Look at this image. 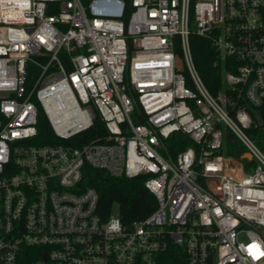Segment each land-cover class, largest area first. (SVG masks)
<instances>
[{
  "label": "built area",
  "instance_id": "1",
  "mask_svg": "<svg viewBox=\"0 0 264 264\" xmlns=\"http://www.w3.org/2000/svg\"><path fill=\"white\" fill-rule=\"evenodd\" d=\"M190 34L219 53L216 94ZM40 111L60 142H36ZM96 117L103 134L64 143ZM258 124L264 0H0V264H160L170 248L180 264H264ZM176 133L191 144L174 153ZM86 165L143 175L154 208L100 212Z\"/></svg>",
  "mask_w": 264,
  "mask_h": 264
},
{
  "label": "trees",
  "instance_id": "2",
  "mask_svg": "<svg viewBox=\"0 0 264 264\" xmlns=\"http://www.w3.org/2000/svg\"><path fill=\"white\" fill-rule=\"evenodd\" d=\"M189 44L194 65L202 81L211 93L216 94L220 89V72L222 69L219 53L212 46L209 38L197 34H190ZM176 47L177 51H179V42H176ZM31 72H33V68L28 67V73L30 74ZM38 118L36 142H60L53 135L48 121L41 111ZM103 132L102 122L99 117H96L90 129L76 135L72 139L65 140L64 143L78 145L103 134ZM246 132L264 150V125H251ZM188 144H191V141L187 137L181 133H176L169 143V148L176 153ZM225 145L226 152L237 158L244 151V147L237 140L229 137L228 133L226 134ZM143 180V175L135 177L112 176L89 165L83 168L82 173V184L94 187L97 190V210L105 214L111 210L113 204H116V210L123 222L142 218L154 208V197L143 185ZM160 264H180L177 252L173 248L165 251L161 255Z\"/></svg>",
  "mask_w": 264,
  "mask_h": 264
},
{
  "label": "water",
  "instance_id": "3",
  "mask_svg": "<svg viewBox=\"0 0 264 264\" xmlns=\"http://www.w3.org/2000/svg\"><path fill=\"white\" fill-rule=\"evenodd\" d=\"M228 136H229V137H232V134H229ZM239 158H241V159L251 160V154H250L248 151H245V150H244V151L240 154Z\"/></svg>",
  "mask_w": 264,
  "mask_h": 264
},
{
  "label": "rangeland",
  "instance_id": "4",
  "mask_svg": "<svg viewBox=\"0 0 264 264\" xmlns=\"http://www.w3.org/2000/svg\"><path fill=\"white\" fill-rule=\"evenodd\" d=\"M116 209H117L116 204H113L111 210H112V211H115Z\"/></svg>",
  "mask_w": 264,
  "mask_h": 264
}]
</instances>
